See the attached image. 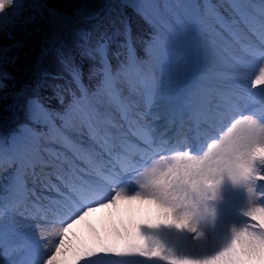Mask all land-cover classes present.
<instances>
[{
    "label": "snow or ice",
    "instance_id": "1",
    "mask_svg": "<svg viewBox=\"0 0 264 264\" xmlns=\"http://www.w3.org/2000/svg\"><path fill=\"white\" fill-rule=\"evenodd\" d=\"M124 3L152 26L143 59L129 39L113 66L109 43L100 37L85 49L94 61L89 69L94 83L85 87L82 69L70 67L77 91L62 113L54 117L38 96L15 95L10 107L23 111L34 127L21 129L10 142L0 139V166L18 161L25 169H51L45 186L56 198L33 205L31 215L59 227L52 233L55 249L43 259L39 245L48 232L38 224L37 239L31 225L16 224L22 196L14 187L0 194V247L22 241L31 259L20 264H264V0L259 6L231 0L228 17L210 0ZM115 6V0H106L104 8ZM28 7L32 14L23 17L22 0H0V35L11 37L9 19L13 27L17 20L23 27L36 15L52 12L42 0ZM209 20L215 25L213 36L230 48L235 45L225 86L187 96L158 94L152 64L197 30V23L208 27ZM8 62L0 56V91L11 79L3 70ZM256 95L259 105L253 102ZM7 98L4 93L2 99ZM161 105L173 120L172 129L165 126L164 132L155 124ZM74 133L86 134L88 142ZM52 141L71 156L42 147ZM133 201L156 210L154 222L135 226L139 242L116 246L97 237L94 245L71 243L73 225L97 210ZM134 257L143 260L128 259Z\"/></svg>",
    "mask_w": 264,
    "mask_h": 264
},
{
    "label": "rangeland",
    "instance_id": "2",
    "mask_svg": "<svg viewBox=\"0 0 264 264\" xmlns=\"http://www.w3.org/2000/svg\"><path fill=\"white\" fill-rule=\"evenodd\" d=\"M34 2V0H31ZM218 3H215V5L218 7L221 15L228 17L232 13V9L230 7L231 0H218ZM118 2L119 4L127 5L132 10H134L133 7H131L129 4H125L124 0H115V3ZM158 3L163 4L164 0H157ZM172 3H176L177 0H170ZM179 2L183 3L185 0H179ZM199 2V0H198ZM202 2V0H201ZM252 3L259 6L261 3V0H251ZM106 3V0H81V4L79 5L77 12L72 15L64 16L63 14H55L52 13L50 21L48 22L47 27V35L49 42L48 44L43 48L40 57L45 59L46 62H51L50 67L55 65L58 67V64L62 65L61 68L63 71H65V74L70 75V67L71 65V58H70V50L71 47L77 44L78 38H82L83 42L88 43L86 46L89 45L94 46L95 42L98 40L96 37H90L89 38V28L90 26L86 25V21H88L91 17L94 16V14L97 12L98 8L101 6H104ZM135 11V10H134ZM142 17V16H141ZM143 18V17H142ZM144 19V18H143ZM145 20V19H144ZM10 21V19H9ZM9 21H6L8 23ZM146 22V21H145ZM147 23V22H146ZM85 24V25H82ZM152 32V26L147 23ZM206 24L208 27L205 26V24L197 23L195 25V29L186 37L191 45V57H192V65H195L197 68L196 74H193L191 79L194 80L196 83H204L205 85L203 87H200L202 89V92H211L209 89H217L222 88L225 86V81L223 80V77L228 74V64L231 60V55L233 54V49L235 48V45H233L231 48L225 44L223 41L219 39V37L213 36L211 32V27H214V23L212 21H207ZM121 27H116L112 29L108 36L104 39L112 45L118 38H122L123 41L126 40L128 27L125 25V23L120 24ZM127 28V31H126ZM152 32L150 35H152ZM149 37V36H148ZM147 37V38H148ZM146 38V39H147ZM144 49V43L143 47ZM126 51L124 48L120 50L119 53H123ZM174 54H181L175 52V46L170 50L167 57L162 58L151 66V77L153 81V85L157 92H159V89L164 88V86L167 84L170 78L172 77L171 73L174 69ZM183 56V55H182ZM117 56H115L116 58ZM114 58V66L118 63V60ZM121 59L123 56L121 55ZM143 58H144V51H143ZM142 58V59H143ZM94 63V61H92ZM91 67V66H89ZM44 68V67H42ZM90 69V68H89ZM41 69L39 68V71ZM48 76L47 70H42L39 72V76ZM52 75H55V72L52 73ZM90 73H88V78L86 81H90L89 79ZM183 77L190 79V77L184 75ZM175 79V78H174ZM190 79V81H191ZM180 81V77L178 78ZM72 81V79H71ZM173 81V79H172ZM73 83V82H72ZM94 83V81L89 82V87ZM212 90V91H213ZM30 96V95H29ZM63 96L65 98V102L63 103V98L59 102L58 108L54 111V114L62 113L67 103L70 101L71 97L67 98L65 97V92L63 93ZM257 97H260V95H256ZM159 117V115H158ZM3 121V120H2ZM0 122V139H3L5 142H10V138L12 135H19L21 133V129L25 127H34V125H31L29 121H24L23 123H18L15 126H11L10 122L5 120L4 122ZM58 123L59 120L56 119ZM156 124V123H155ZM40 130L46 131L47 129L43 126H40ZM74 138L78 140H83L85 142H88L83 139L84 135L82 133H74ZM131 135V134H130ZM129 135V136H130ZM81 138V139H80ZM43 148H52L58 152H65L66 155L69 157L71 156L70 150H65L64 147L55 141L49 142L42 146ZM4 167L0 169V194H5L7 191L10 190V186L13 185V172L15 170V167L17 165H21L20 162H4ZM30 168V167H29ZM45 170L46 173H48V167ZM22 178L25 180L24 184L26 186H30L34 188L37 183L46 184L45 178L41 179L40 181L37 180V176H34L33 174L27 178L26 174H22ZM54 179V177H51V179ZM29 188V187H28ZM47 194H49L50 197L56 198V193L54 190L47 188L44 189ZM29 206V204H27ZM27 205H21L19 208V211L16 213V216L21 217L22 214H20L21 211H23V207H27ZM32 210L28 209V212H31ZM106 209L97 210L93 214L92 221H87L86 224V230L85 234L81 230H69V239L73 245H80V244H87V245H94L97 242V237L100 241L116 245V246H122L125 243L129 242H139L140 237L136 231V227L132 228L131 230L127 229H116L114 232H106V222L108 221L106 217L108 215L103 214L106 213ZM100 215V217H99ZM103 217H102V216ZM102 218V219H101ZM6 226L10 225L8 221H5ZM136 226V225H135ZM72 231V232H70ZM106 232V233H105ZM119 233V235H117ZM58 242V240H57ZM119 259V258H117ZM133 260H143L142 257H134V258H128ZM5 260L12 261V256H7L6 258L2 259V262L5 264Z\"/></svg>",
    "mask_w": 264,
    "mask_h": 264
},
{
    "label": "trees",
    "instance_id": "3",
    "mask_svg": "<svg viewBox=\"0 0 264 264\" xmlns=\"http://www.w3.org/2000/svg\"><path fill=\"white\" fill-rule=\"evenodd\" d=\"M46 3L48 8L52 10L51 14L45 11L43 17L36 15L33 22L27 23L20 27V21H16V26L13 27L11 21L6 23L8 30L12 33L11 37L0 35V56H6L9 62L3 66V70L7 71L11 79L8 80L7 87L0 91V122L5 120L9 121L11 126L18 123L29 121L23 111L18 110L13 105L14 97L17 93L30 96H38L46 109H48L55 117L54 111L58 108L60 100L69 97V89L76 91L75 85L71 81L69 74L55 65L50 67L51 62H46L45 59L40 57L43 48L48 44L49 37L47 35V27L52 13L63 14L64 16L72 15L77 12L81 0H42ZM201 2V0H199ZM212 3H217L218 0H210ZM33 2L31 0H22L24 6L23 17L31 15V9L28 7ZM112 10H106L104 6L98 8L96 13L98 16L91 17L86 21L89 28V38L92 36L99 39H104L108 36L109 32L116 28L121 27L122 21L126 22L128 27L126 40L120 37L109 47L110 62L114 66V58L120 52L121 45L127 43L130 39L132 46L135 48L137 55L143 58V43L152 30L145 20L132 10L127 5L115 3ZM95 13V14H96ZM82 24V25H85ZM82 38H78L77 44L71 47L70 58L72 67L81 68L83 71V83L89 87L88 78L89 66L94 63L87 55H85L86 45ZM7 50V51H5ZM117 60V57L115 58ZM47 70L48 76H39V72ZM39 68L41 69L39 71ZM55 72V75L52 73ZM4 93L8 98L2 99ZM56 121V120H55Z\"/></svg>",
    "mask_w": 264,
    "mask_h": 264
},
{
    "label": "bare ground",
    "instance_id": "4",
    "mask_svg": "<svg viewBox=\"0 0 264 264\" xmlns=\"http://www.w3.org/2000/svg\"><path fill=\"white\" fill-rule=\"evenodd\" d=\"M175 52L176 53L182 52L183 56L181 54L179 55L174 54L175 55L174 69L171 73L172 77L168 81L169 82L168 85L166 84L164 88L159 89V92L157 93L158 94L169 93L173 95L183 93L184 95L187 96L190 94H195L198 91L202 92V89L200 87H203L205 84L200 83V82L196 83L194 82L193 79H191L192 77L191 70L194 71L193 74H196L197 68L195 65H192L191 45L187 38H181L179 40L178 44L175 46ZM184 75L190 77L191 81L190 79L183 77ZM179 77H180V81L178 80ZM260 101H261V97L255 96L253 98V102L256 103L257 105H259ZM156 111L158 112V115H161L155 119V122L161 120V122L158 123V126H160V130L164 127L165 124H168L173 121L172 114L164 106L161 105V107H159ZM185 119H187V117H185ZM168 129L171 130L172 129L171 126ZM125 132L128 135L131 134L130 132H128L127 129H125ZM83 135H84L83 139L88 141L87 135L86 134H83ZM3 167L4 165L0 166V169H2ZM46 169L47 168L45 167L42 168L39 165H37L34 169L33 168L25 169L21 165H17L15 167V170L13 172V188L14 187L18 188L22 196V203L27 202L28 201L27 198L30 196H34L38 200L34 205H37V204L42 205L50 201L48 200V194L43 191L45 185H42L41 183H37L36 188L34 189L26 188L22 180V174H26L27 178H29L32 174H35L38 180H41L46 174L45 172ZM10 188H12V186H10ZM11 191L12 190H10L7 194L11 193ZM53 199L54 198H51V200ZM29 203L32 204L31 202ZM106 210H107L105 211L106 213H103V214L108 215L106 217V219L108 220L106 222V228L108 227L106 232H112V231L114 232L118 228L125 230L127 229V227L129 228L128 230H131L132 228H135V225L139 223H151V222H154L156 219L155 208L147 204H142L139 201H133L130 203L122 202L117 207L106 209ZM23 216L24 217H19L15 215L16 224L17 225H25V224L31 225L37 239L41 238L40 229L37 228L38 224L48 232V235L42 239V242L39 245L40 251L44 254L43 259H47V256L51 255L52 251H54L55 249V244L53 243L54 237L52 236V233L56 230L57 227H59V225H52L51 223H45L44 221L35 220L32 218V216H28L26 211L23 212ZM92 217H93V214L91 213L83 221H80L79 223L73 225L72 229L70 230H73V229L78 230V231L81 230L82 232H84L83 234H85L86 224H87L85 222L87 221L91 222ZM9 227L10 225L6 226L4 222L5 231H7ZM12 240H16V239H12ZM17 241L22 242L19 239ZM10 244H13V243H10ZM23 249L26 253V257L19 260L18 264H20L21 261H27L31 259L30 251L25 246L23 247ZM12 253L14 252L9 249V245L7 249L0 247V264H4L2 262V259L5 258L7 255L12 256ZM16 257L17 255L15 254L13 261H15Z\"/></svg>",
    "mask_w": 264,
    "mask_h": 264
}]
</instances>
